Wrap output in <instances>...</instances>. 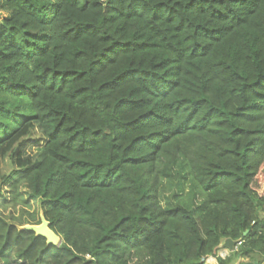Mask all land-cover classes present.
<instances>
[{"label":"trees","instance_id":"16d2710c","mask_svg":"<svg viewBox=\"0 0 264 264\" xmlns=\"http://www.w3.org/2000/svg\"><path fill=\"white\" fill-rule=\"evenodd\" d=\"M34 126L0 261L264 263V0H0V159Z\"/></svg>","mask_w":264,"mask_h":264},{"label":"rangeland","instance_id":"374dc122","mask_svg":"<svg viewBox=\"0 0 264 264\" xmlns=\"http://www.w3.org/2000/svg\"><path fill=\"white\" fill-rule=\"evenodd\" d=\"M45 143L41 132L37 127H33L30 131L21 139H19L14 145L10 147L5 156L0 159V214L4 218L16 217L21 214L22 211L33 214L39 212L38 204L34 201H30L29 207H25L22 204H18L16 208L8 206L4 208L2 201L5 198L10 199V189L8 186L7 177L18 169L16 164L17 156H20L23 160H34L40 153ZM22 192H25L24 188H21ZM13 258L11 256L4 257L0 264H10Z\"/></svg>","mask_w":264,"mask_h":264},{"label":"water","instance_id":"95a60500","mask_svg":"<svg viewBox=\"0 0 264 264\" xmlns=\"http://www.w3.org/2000/svg\"><path fill=\"white\" fill-rule=\"evenodd\" d=\"M39 218H40L39 225H25V226L17 227L18 231L32 232L35 234L36 237L44 238L46 241V245L58 246L60 244V237L50 229V224L45 219L42 211H40ZM223 245L232 251L234 249L235 242L228 239L224 241ZM247 264H256V263L251 262Z\"/></svg>","mask_w":264,"mask_h":264},{"label":"crops","instance_id":"0c3cea01","mask_svg":"<svg viewBox=\"0 0 264 264\" xmlns=\"http://www.w3.org/2000/svg\"><path fill=\"white\" fill-rule=\"evenodd\" d=\"M224 242L220 245V247L218 248V251L216 253V255L214 257H209L206 260V264H217V258L221 257V258H225L228 257L229 254L231 253V250H229L227 247H225ZM247 263H251L248 260L245 259H238L236 260L235 263L233 264H247ZM256 263V262H255ZM257 264V263H256ZM264 264V263H263Z\"/></svg>","mask_w":264,"mask_h":264},{"label":"built area","instance_id":"2783aa9c","mask_svg":"<svg viewBox=\"0 0 264 264\" xmlns=\"http://www.w3.org/2000/svg\"><path fill=\"white\" fill-rule=\"evenodd\" d=\"M240 245H241V242L236 243L235 246H234V249L231 252L237 250V247H239ZM203 260L204 259H202V262H203Z\"/></svg>","mask_w":264,"mask_h":264}]
</instances>
